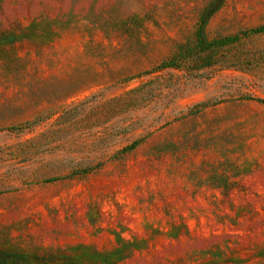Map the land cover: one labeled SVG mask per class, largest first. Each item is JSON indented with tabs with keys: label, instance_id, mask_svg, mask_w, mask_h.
Listing matches in <instances>:
<instances>
[{
	"label": "rangeland",
	"instance_id": "374dc122",
	"mask_svg": "<svg viewBox=\"0 0 264 264\" xmlns=\"http://www.w3.org/2000/svg\"><path fill=\"white\" fill-rule=\"evenodd\" d=\"M0 264H264V0H0Z\"/></svg>",
	"mask_w": 264,
	"mask_h": 264
},
{
	"label": "trees",
	"instance_id": "16d2710c",
	"mask_svg": "<svg viewBox=\"0 0 264 264\" xmlns=\"http://www.w3.org/2000/svg\"><path fill=\"white\" fill-rule=\"evenodd\" d=\"M202 65H210V62L207 61V58H201Z\"/></svg>",
	"mask_w": 264,
	"mask_h": 264
}]
</instances>
